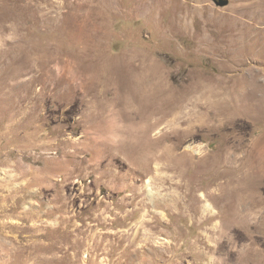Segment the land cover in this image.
I'll return each instance as SVG.
<instances>
[{
	"label": "rangeland",
	"instance_id": "1",
	"mask_svg": "<svg viewBox=\"0 0 264 264\" xmlns=\"http://www.w3.org/2000/svg\"><path fill=\"white\" fill-rule=\"evenodd\" d=\"M0 264H264V0H0Z\"/></svg>",
	"mask_w": 264,
	"mask_h": 264
},
{
	"label": "water",
	"instance_id": "2",
	"mask_svg": "<svg viewBox=\"0 0 264 264\" xmlns=\"http://www.w3.org/2000/svg\"><path fill=\"white\" fill-rule=\"evenodd\" d=\"M218 5L225 6L229 3V0H215Z\"/></svg>",
	"mask_w": 264,
	"mask_h": 264
}]
</instances>
